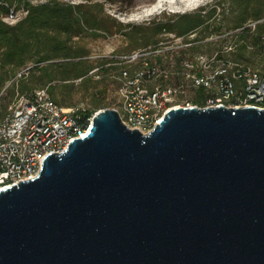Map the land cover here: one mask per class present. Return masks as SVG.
<instances>
[{
	"label": "water",
	"instance_id": "water-1",
	"mask_svg": "<svg viewBox=\"0 0 264 264\" xmlns=\"http://www.w3.org/2000/svg\"><path fill=\"white\" fill-rule=\"evenodd\" d=\"M0 264H264V109L113 108L0 189Z\"/></svg>",
	"mask_w": 264,
	"mask_h": 264
},
{
	"label": "built area",
	"instance_id": "built-area-1",
	"mask_svg": "<svg viewBox=\"0 0 264 264\" xmlns=\"http://www.w3.org/2000/svg\"><path fill=\"white\" fill-rule=\"evenodd\" d=\"M35 1L38 0L32 2L37 4L45 0ZM25 11L27 13V9ZM263 22L264 17L249 20L234 32L239 34L244 29L254 32ZM259 44L264 46V32L259 35ZM191 45V42L184 43L185 47ZM235 46H224L207 60H203L202 55L196 57L197 60L186 55L170 70L146 61L132 76L123 69L120 74L127 80L119 88L121 106L115 109L121 122L147 135L170 108L251 106L264 109V72L221 55L234 51ZM138 55L142 54L135 52L125 55L124 59ZM151 82L155 84L150 86ZM197 92H201V105L194 101L191 104L187 99L177 101L187 93L197 96ZM97 111L81 105L57 104L49 96L47 87L19 96L9 111L0 116V189L37 176L47 154H60L72 139L86 136Z\"/></svg>",
	"mask_w": 264,
	"mask_h": 264
},
{
	"label": "trees",
	"instance_id": "trees-1",
	"mask_svg": "<svg viewBox=\"0 0 264 264\" xmlns=\"http://www.w3.org/2000/svg\"><path fill=\"white\" fill-rule=\"evenodd\" d=\"M215 14L222 16L223 25L211 23ZM262 17H264V0H213L210 4L194 11L182 14L172 13L157 22H148L121 34L128 41L124 50L135 53L139 48L156 47L162 41L160 36L164 34L182 37L184 43H189L198 39L186 40L185 37L196 31L201 40L212 34L234 31L242 27L246 21ZM113 21L111 17L103 13L100 4L74 5L61 3L58 0L30 4L27 6L26 15L15 24L9 26L0 21V68L29 67L30 65L26 64L31 63L27 69L28 83L19 78L13 82L12 87H16L20 92H26L35 86H47L51 99L57 104L66 105L65 98L70 97L72 93L73 81L79 79L81 85L87 87L89 72L92 70H100L106 74L110 68L115 67L112 64L119 63L116 65L117 68L128 71L123 68L121 63L123 60L114 58L103 57L97 62L98 66L91 64L87 58L88 50L72 40L83 37L86 31H93V37L101 35L97 32L112 35L115 33L112 30ZM118 27L122 29L120 23ZM256 32L244 29L241 33H236V52H229L234 55L233 60L252 64L251 55L255 51L264 53V46L259 44V35L264 32V22L257 25ZM250 33L252 35H249ZM246 37L251 38L252 49L247 48ZM190 49L194 52L197 48L193 44ZM179 52L180 55L176 59L177 66L181 58L189 54L187 48ZM137 62L142 66V57H139ZM2 80L0 76V86ZM202 101L201 92H197L195 104L201 105ZM101 106V99L94 98L92 109ZM5 109L4 107V111Z\"/></svg>",
	"mask_w": 264,
	"mask_h": 264
},
{
	"label": "rangeland",
	"instance_id": "rangeland-1",
	"mask_svg": "<svg viewBox=\"0 0 264 264\" xmlns=\"http://www.w3.org/2000/svg\"><path fill=\"white\" fill-rule=\"evenodd\" d=\"M33 0H1L0 1V21L6 25H13L26 14L27 6L34 4ZM40 1V0H38ZM35 1V2H38ZM61 3L67 4H79L85 3L100 4L102 11L105 15L111 17L114 21L112 24V30L115 32L112 35H105L103 32H97L100 36L93 37V31H86L81 38H73L74 42H78L80 46H83L88 50L89 55L87 56L91 64L97 65V62L103 57L114 58L116 60H123L121 63L123 68L128 69L130 76L133 71L140 69L141 64H138L139 55L130 60L124 59L125 55L133 54L134 51L127 52L124 49L127 47L128 41L121 34L122 32H129L134 30L140 25H145L148 22H157L172 13H188L198 9L201 6L210 4L213 0H58ZM157 1L160 3L157 4ZM3 2V3H2ZM40 4V3H37ZM160 4V5H159ZM10 15V16H9ZM247 22V21H246ZM122 25L120 30L118 25ZM212 24L223 25L222 16L215 14L211 20ZM224 30V29H223ZM255 33L256 30L254 31ZM222 34H229L225 38L217 37L212 34L204 39L199 40L198 31L189 34L185 37L186 40H194L191 43L197 48L196 51L191 52L190 46H184V38L174 37L170 34L161 35L162 41L156 46H148L146 48H139L140 57L143 62L146 61L151 64H157L170 70L171 67L176 66V59L179 57V50L187 48L189 54L187 57H196L202 55L203 60L209 59V56L218 50H222L224 46L233 45L237 42V35L234 31H224ZM249 35H252L250 33ZM251 38L246 37L247 46L251 45ZM249 49V48H248ZM236 49H234V52ZM1 51V50H0ZM135 51V52H136ZM193 53V54H191ZM227 59H234L232 53L221 54ZM253 63L250 64L254 69L260 72H264V53L257 52L251 55ZM59 61V60H57ZM142 62V63H143ZM119 64V63H117ZM117 64H112L115 67L109 69L104 74L102 71L92 70L89 72V80L87 81V87L81 85L80 80H74V87L70 97L66 99V105L63 106H76L81 105L89 110H100L103 108L118 109L121 106V94L119 88L124 85L127 79L121 76L123 69L117 68ZM27 66H31V63H27ZM139 65V66H138ZM29 66V67H30ZM26 66L13 69L9 66L0 68V76L2 77V84L0 89V116L5 115L14 101L23 95H30V92L37 90L40 86H35L30 91L20 92L16 87L13 86V82L17 79L22 78L24 82L28 83V68ZM95 71V72H94ZM56 83V82H54ZM155 82H151L149 85L153 86ZM104 90V92H102ZM94 98H100L102 106L100 108H93ZM178 102H182V99H187L191 104L194 101L195 96L192 93H187L186 97L177 98ZM4 107L6 108L4 111ZM2 114V115H1Z\"/></svg>",
	"mask_w": 264,
	"mask_h": 264
},
{
	"label": "bare ground",
	"instance_id": "bare-ground-1",
	"mask_svg": "<svg viewBox=\"0 0 264 264\" xmlns=\"http://www.w3.org/2000/svg\"><path fill=\"white\" fill-rule=\"evenodd\" d=\"M160 3L159 1H157V4ZM160 5V4H159Z\"/></svg>",
	"mask_w": 264,
	"mask_h": 264
}]
</instances>
